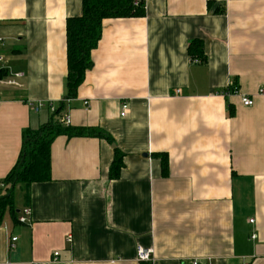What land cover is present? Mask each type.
I'll list each match as a JSON object with an SVG mask.
<instances>
[{"label": "crops", "instance_id": "1", "mask_svg": "<svg viewBox=\"0 0 264 264\" xmlns=\"http://www.w3.org/2000/svg\"><path fill=\"white\" fill-rule=\"evenodd\" d=\"M146 12L103 21L93 66L67 98V21L82 0H0V182L24 134L53 116L114 139L53 141L51 179L17 186L26 197L0 226V264H143L139 245L154 264H264V0H146ZM195 40L205 62L188 53ZM231 83L254 105L225 96ZM27 206L30 225L18 222Z\"/></svg>", "mask_w": 264, "mask_h": 264}, {"label": "trees", "instance_id": "2", "mask_svg": "<svg viewBox=\"0 0 264 264\" xmlns=\"http://www.w3.org/2000/svg\"><path fill=\"white\" fill-rule=\"evenodd\" d=\"M82 3V15L71 17L67 21V98L77 96L87 71L93 66L91 54L98 47L102 37L103 21L108 18L145 17L147 14L146 0H82ZM211 4L209 2V6ZM188 53L192 60L206 61L201 40L192 41L189 44ZM60 135H66L69 138L98 137L114 144L113 137L99 127L64 126L56 121L54 116L39 129L27 131L24 134L23 147L18 162L7 177L1 181L4 187L0 190V226L8 211L16 214L15 190L18 185L29 191L34 182L51 179V147L53 141ZM114 150L115 158L110 169L111 179L119 178L124 167V154L117 146H114ZM163 156V172L167 174L168 157L167 155Z\"/></svg>", "mask_w": 264, "mask_h": 264}, {"label": "built area", "instance_id": "3", "mask_svg": "<svg viewBox=\"0 0 264 264\" xmlns=\"http://www.w3.org/2000/svg\"><path fill=\"white\" fill-rule=\"evenodd\" d=\"M7 46V40L6 38L0 36V78L2 77L6 66H5V59H6V55H5V48ZM196 62H199L198 60H194ZM24 74L23 73H19L17 76L22 77ZM223 94L225 96H230V95H240L241 97V101L242 104L244 106H253L254 105V99L253 97L247 95V94H240L239 92V86L236 85L235 83H231V85L223 92ZM1 102V99H0ZM31 106V109H33V111L35 113H39L42 108L47 105L44 102H37V103H30L29 104ZM88 107H90V105L88 104ZM50 109L52 112H54V107L53 105H50ZM130 111V106L129 103L127 101H123L121 104V112L120 115L122 118H125ZM63 122L66 125H70L71 124V118L70 117H66ZM4 187V184L2 182H0V190ZM18 222L25 224V225H30L32 223V210L31 207L27 206L25 207L21 213L18 214ZM251 222H254V220H251ZM256 235H253V238H255ZM18 240L17 236H13L10 238L11 242H15ZM67 241L68 242H72L73 241V236L72 235H68L67 237ZM59 253L55 252L54 254V260L57 259ZM137 260L143 264H154L155 263V251L153 248H145L142 246H138L137 247ZM193 264H198V261L194 260Z\"/></svg>", "mask_w": 264, "mask_h": 264}, {"label": "rangeland", "instance_id": "4", "mask_svg": "<svg viewBox=\"0 0 264 264\" xmlns=\"http://www.w3.org/2000/svg\"><path fill=\"white\" fill-rule=\"evenodd\" d=\"M16 189H18V187L16 188ZM24 196V197H26V193L24 192V194L20 191V189H18V190H15V196H16V200H22L21 199V196Z\"/></svg>", "mask_w": 264, "mask_h": 264}]
</instances>
